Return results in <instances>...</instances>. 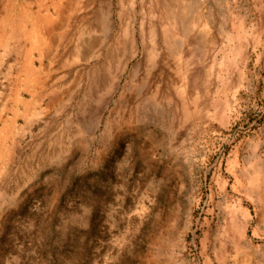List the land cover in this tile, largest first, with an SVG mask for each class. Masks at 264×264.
Wrapping results in <instances>:
<instances>
[{
    "label": "rangeland",
    "instance_id": "obj_1",
    "mask_svg": "<svg viewBox=\"0 0 264 264\" xmlns=\"http://www.w3.org/2000/svg\"><path fill=\"white\" fill-rule=\"evenodd\" d=\"M39 4L25 46L0 0V264H264V0Z\"/></svg>",
    "mask_w": 264,
    "mask_h": 264
},
{
    "label": "crops",
    "instance_id": "obj_2",
    "mask_svg": "<svg viewBox=\"0 0 264 264\" xmlns=\"http://www.w3.org/2000/svg\"><path fill=\"white\" fill-rule=\"evenodd\" d=\"M4 1L10 3L11 5V8L9 10L10 17L12 19L16 18V20L10 21V24L13 27V31H16V34L18 35L19 43L22 45L24 43L25 46L30 45V42L32 41L31 35L37 33L40 34L41 32H43L42 28L44 23L43 22L44 15L40 10L41 4L39 3H42L43 1L54 2L55 0H4ZM48 13L50 14L51 11H49ZM21 17L23 18L22 19L23 21H21V19L19 20V18ZM50 17H52V15H50ZM47 18L48 16L45 18V20H47ZM46 23H47L46 25L49 24L48 22ZM49 25H52V23L50 22ZM13 34H15V32H13Z\"/></svg>",
    "mask_w": 264,
    "mask_h": 264
},
{
    "label": "bare ground",
    "instance_id": "obj_3",
    "mask_svg": "<svg viewBox=\"0 0 264 264\" xmlns=\"http://www.w3.org/2000/svg\"><path fill=\"white\" fill-rule=\"evenodd\" d=\"M165 1V0H164ZM170 2V1H169ZM171 4V3H170ZM174 4V3H173ZM173 4H172V6H173ZM168 8H169V6H167ZM171 8V7H170ZM173 8V7H172ZM171 12H172V9L170 10ZM169 11V12H170ZM174 11V10H173ZM176 11V10H175ZM184 11V10H183ZM22 12V11H21ZM174 13H176V12H174ZM22 14V13H21ZM169 14H171V13H169ZM173 14V13H172ZM174 15V14H173ZM175 16V15H174ZM23 17V16H22ZM19 18V20L21 19V21H23L22 19L23 18ZM170 17V16H169ZM171 18V17H170ZM7 20H5V22H6ZM4 22V21H3ZM8 23V22H7ZM5 24V23H4ZM9 24V23H8ZM20 24H21V22H20ZM22 24H23V22H22ZM6 26H7V24H5ZM21 26V25H20ZM22 28V27H21ZM193 39V38H192ZM193 42V41H192ZM112 51H113V49H112ZM111 52V51H110ZM117 53V52H116ZM111 54H113V53H111ZM114 56V55H113ZM99 72H100V70H99ZM101 76V75H100ZM23 100V99H22ZM26 103V102H25Z\"/></svg>",
    "mask_w": 264,
    "mask_h": 264
}]
</instances>
